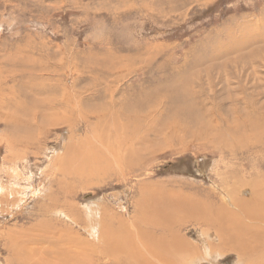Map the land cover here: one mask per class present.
Listing matches in <instances>:
<instances>
[{
  "label": "rangeland",
  "instance_id": "rangeland-1",
  "mask_svg": "<svg viewBox=\"0 0 264 264\" xmlns=\"http://www.w3.org/2000/svg\"><path fill=\"white\" fill-rule=\"evenodd\" d=\"M263 35L264 0H0V264H247L197 220L264 179ZM107 87L113 108L164 95L137 143ZM12 94L54 106L1 107Z\"/></svg>",
  "mask_w": 264,
  "mask_h": 264
},
{
  "label": "bare ground",
  "instance_id": "bare-ground-1",
  "mask_svg": "<svg viewBox=\"0 0 264 264\" xmlns=\"http://www.w3.org/2000/svg\"><path fill=\"white\" fill-rule=\"evenodd\" d=\"M244 37L250 38V39L251 38L254 39L251 34L244 35ZM262 37L264 38V35ZM261 47H264L263 43H262ZM224 49H226L228 51L230 50L228 48H224ZM215 51H216V53L211 54L212 56L214 54H216V56L222 55V53L219 51L218 47L215 48ZM7 76L9 77L8 81H14L16 79L15 75L12 72V70L9 71V74ZM22 77L23 76H21V79H22ZM112 86L113 85H111V87ZM49 88H50V90L59 91L60 85H59L58 82L52 81L49 84ZM42 90L43 89H36V92H41ZM112 90H114V89H112ZM112 90L109 87H107L105 93H106V95L108 94L111 97V99L108 100V101L106 100V101L102 102L103 103L102 107H104V104H105V108H107V109H109L108 107L110 105H111V108L117 106V104L114 102L115 98L113 99V91ZM116 90H118V89H116ZM60 93L62 94V96L67 97L66 90H62ZM115 94H116V92H115ZM118 94H119V92H118ZM11 96L14 97L13 94ZM120 96H121V93H120L119 97ZM211 96H213V95H211ZM211 96L209 95L210 98H211ZM13 97H11L9 99H6V102L4 104H2L1 107L10 106L16 112L18 111L17 109L21 108V110L19 112H24V111L27 110V111H29L31 113L32 116H35L36 115L35 108L38 107L39 105L42 104L45 107H53L54 106V103L50 102V101H46V102L34 101V102H32V108L31 109H23L22 107L24 105V102L23 101L22 102L21 101H16L14 103V101L16 100V97H14V98ZM134 97H135L134 100H131V101L124 100V99H122L121 101L119 100V102H117L119 106L112 109L113 113L115 112V115L117 116L116 120L120 119L119 120L121 122L120 128L123 129L122 127L125 124L127 129H128L129 135H126L125 131H124L123 135H125V137L127 136L128 140H126V139L125 140L127 142H129V144H132L133 140H134L133 142L137 143V138L135 139V137L138 136L137 132L142 129V126L144 124L152 126L156 122L155 120L151 119V118L155 117V114H153L154 105H155V103L164 100V95L160 91H156L154 93H151L147 97H145L144 99H140L138 101H137V99H138L137 94ZM213 98H214V96L212 97V99ZM117 99H118V97H117ZM119 103H121V104H119ZM205 104H211V103L209 101H207ZM97 105L98 106H96L95 110L93 111V117L96 120H100L101 116H103V114L99 113V109L101 107V103H99ZM202 113H204V114H201V115L203 117H205V118H203V122L205 123L204 127H203L204 130L206 132L209 131V130H212L213 128H210V126L211 127H215V126L212 125V123L210 125H208V122L211 120L210 113L213 115L214 112L211 111V109H204V112H202ZM4 114L9 119H13L14 118L13 115H11L10 112L9 113H4ZM198 117L201 118L200 115ZM157 121L158 122L162 121L161 116H160V118ZM161 124L164 125V128H165V126L168 127L167 130H169V131H171L173 133L176 132V129L174 128L176 125H167V124L160 123V125ZM154 125H156V123ZM157 126L161 127L158 124H157ZM205 126H207V127H205ZM248 128L250 129L249 132L254 137L255 128L253 126L251 128L248 126ZM144 129L146 131L148 130L147 127H144ZM156 129H157V127H156ZM235 130H232V131L226 133L225 137H221V139L226 138V136L234 137L233 144L237 141V145L240 146L244 142L240 140L241 137L238 138L236 136ZM149 131H150V129H149ZM161 131H163V130H161ZM161 134H163V133H161ZM131 135H133V137ZM258 135H259V133L256 136L257 138H259ZM97 136H98L97 138L100 137V135H97ZM143 137H144V135H143ZM163 137L167 138L166 135H164ZM139 139L141 140V137H139ZM215 139L217 141V138H215ZM95 140L97 141L96 138H95ZM158 141H160V140H157V142ZM163 141H164V139H163ZM139 143H141V141H139ZM226 143H227V141H226ZM111 145H112V142L110 143L109 148H110V150H113V146L111 147ZM91 152H92L91 156L93 157L92 159H97L98 158L97 149L92 147V151ZM101 159L105 160V161H108L106 159V157H102ZM124 160H125V158H124ZM80 161H81L82 165L85 166V172H86V167L88 166V164L85 161H83V160H80ZM106 163L109 164V162H106ZM96 165L98 166V168L104 167V165H102L99 161L94 160L93 161V166H96ZM72 170H78V169L75 167ZM76 173L78 174L80 172H76ZM237 183L238 184L235 186L236 188L234 189V190H236V194H235V192H231V193H234V194L230 193V195H228V197L224 198V200H222V202H221V207L220 206L218 207V211H213L212 213H210L209 210H205L203 213H208L209 212L210 214L209 215H206V214L203 215L202 218H201L202 221L197 220V222H200L199 225L200 224L205 225V226L210 225L214 229V231H216V229H217L219 231V233H220L221 240L223 239L225 241L224 248L229 249V250H233V251L234 250H238L241 253L240 254V253L237 252V257L239 259H242L243 255H244V257H246L247 264H258V263L262 264V262L264 263V252H263L264 250H261L258 247V244H260L261 242L264 241V179H262V180L252 179L250 181L244 179V180L237 181ZM224 188L226 189V186ZM246 188L250 189V192H249L248 196H246V197L237 196V193L239 194V192L241 193L242 191H245ZM230 191H233V189L230 190ZM210 204H212V203L210 202ZM71 219L73 220V218H71ZM168 222H169L168 219H163V226L169 228ZM156 226H160V228H157L160 232L164 231V227L162 225L157 224ZM203 232H205V231H203ZM209 232H211V231H209ZM211 233L208 234V231L204 233L206 235H203V234L201 235V233H199V235H200L199 237H201V238H203V236H206V237L210 236L211 237ZM175 235H176V233H175ZM181 238L182 237L178 238L179 241H180L179 246H180L181 249H174V252L171 254V257H173L174 254H178L179 255L180 253H182L183 256H185V255H188L190 253V252L189 253H185L184 252V251H188L189 249H187V246H185V244L187 245V242L186 243L184 242L185 239L182 240ZM172 241H174V240H172ZM244 241H245V243L249 242L247 244L248 247L252 246L253 247L252 250H254V251H250V250H247V249H246L247 253L244 252L245 251L244 249H243L244 251H241L242 249H239V247H241V245H242V243H244ZM191 245L194 246V244H191ZM172 246H174V245H172ZM179 246H177V247L174 246V247L178 248ZM174 247H172V248H174ZM235 247H237L238 249H236ZM164 249H166V248H164ZM185 249H187V250H185ZM162 251H164V250H162ZM162 251H160V252H162ZM248 255H250V256H248ZM164 256H165V254H164ZM168 258H170V255L168 256ZM242 261H244V260H242Z\"/></svg>",
  "mask_w": 264,
  "mask_h": 264
},
{
  "label": "crops",
  "instance_id": "crops-1",
  "mask_svg": "<svg viewBox=\"0 0 264 264\" xmlns=\"http://www.w3.org/2000/svg\"><path fill=\"white\" fill-rule=\"evenodd\" d=\"M186 257H188V255H186ZM137 264V263H136Z\"/></svg>",
  "mask_w": 264,
  "mask_h": 264
}]
</instances>
